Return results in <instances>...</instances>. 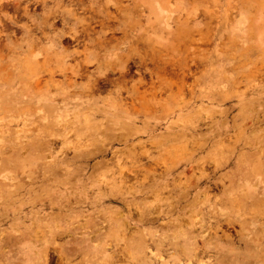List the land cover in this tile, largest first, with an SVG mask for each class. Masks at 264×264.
Wrapping results in <instances>:
<instances>
[{"label":"clouds","instance_id":"obj_1","mask_svg":"<svg viewBox=\"0 0 264 264\" xmlns=\"http://www.w3.org/2000/svg\"><path fill=\"white\" fill-rule=\"evenodd\" d=\"M0 264H264V0H0Z\"/></svg>","mask_w":264,"mask_h":264}]
</instances>
